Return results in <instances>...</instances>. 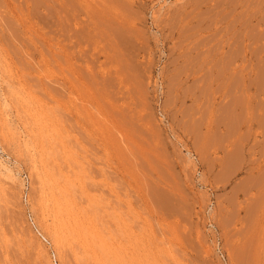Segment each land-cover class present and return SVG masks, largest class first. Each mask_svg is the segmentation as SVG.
Wrapping results in <instances>:
<instances>
[{"label": "rangeland", "instance_id": "374dc122", "mask_svg": "<svg viewBox=\"0 0 264 264\" xmlns=\"http://www.w3.org/2000/svg\"><path fill=\"white\" fill-rule=\"evenodd\" d=\"M0 264H264V0H0Z\"/></svg>", "mask_w": 264, "mask_h": 264}]
</instances>
